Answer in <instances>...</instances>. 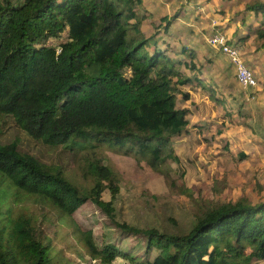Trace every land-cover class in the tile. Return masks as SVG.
Wrapping results in <instances>:
<instances>
[{
    "label": "trees",
    "instance_id": "1",
    "mask_svg": "<svg viewBox=\"0 0 264 264\" xmlns=\"http://www.w3.org/2000/svg\"><path fill=\"white\" fill-rule=\"evenodd\" d=\"M142 3L0 0V135L2 121L13 118L33 139L51 146H73L83 139L80 146L86 149L99 143L127 147L156 170L168 159L176 160L168 147L190 123L177 96L189 98L181 87L193 79L205 84L181 71L182 66L197 69L191 49L181 51L190 61L174 59L157 46L148 49L156 41L142 29ZM238 3L244 5L236 16L242 21L247 12L262 17L251 33L257 47L264 48V0ZM174 18H161L166 30ZM66 30L67 41L46 45ZM207 86L213 96L215 89ZM86 173L93 185L84 191L61 168L22 151L18 140L0 139V264H76L53 253L41 227L44 219L10 205L29 195L51 202L65 218L91 200L117 227L146 236L147 248L158 250L148 264H252L254 258L264 259V202L204 203L187 234H168L117 222V173L91 159ZM5 180L8 185L2 186ZM107 189L111 200L104 201ZM76 227L87 254L113 264L118 250L100 247L91 231Z\"/></svg>",
    "mask_w": 264,
    "mask_h": 264
},
{
    "label": "rangeland",
    "instance_id": "2",
    "mask_svg": "<svg viewBox=\"0 0 264 264\" xmlns=\"http://www.w3.org/2000/svg\"><path fill=\"white\" fill-rule=\"evenodd\" d=\"M142 1V29L156 41L148 49L157 46L166 55L186 61L191 57L182 56L181 51L191 49L197 69L182 66L181 71L197 76L205 84L193 79L181 87L189 98L177 96V106L187 109L190 123L168 147L176 160L170 158L156 170L127 147L99 143L94 149H86L80 146L86 142L83 139L73 146H51L33 139L13 118L2 121L0 139L18 140L22 151L61 168L84 191L93 185V178L86 173L88 159L110 166L119 178L120 190L114 202L117 222L168 234H187L201 204L241 198L249 204L264 202V93L256 90L258 86L244 88L238 81L236 64L212 43L216 33H222L232 43V34L225 30L239 16L237 0ZM174 15L166 30L161 18ZM255 18L246 16L247 20ZM68 37L66 30L46 45L59 47ZM207 85L215 89L213 96ZM4 185H8L6 180ZM102 199L111 200L110 190L103 192ZM10 205L28 208L36 218L44 219L41 227L53 253L71 258L76 264H102L87 254L80 235L75 234L79 230L76 224L81 230L91 231L100 247L111 245L118 250L120 255L113 264H148L158 253L147 248L145 235L117 227L91 200L67 218L51 202L36 196H26ZM252 264H264V259L254 258Z\"/></svg>",
    "mask_w": 264,
    "mask_h": 264
},
{
    "label": "crops",
    "instance_id": "3",
    "mask_svg": "<svg viewBox=\"0 0 264 264\" xmlns=\"http://www.w3.org/2000/svg\"><path fill=\"white\" fill-rule=\"evenodd\" d=\"M238 5L241 10L244 9L243 4L240 5L238 3ZM247 15L255 16L256 18L255 20H247ZM246 16L244 17V21H242L241 17H236L225 31L227 32L228 30V32L232 34V43L240 47L244 62L255 72L258 81L256 90L264 93V48L257 47L256 35L251 33L253 29L259 25L262 17L256 16L253 12H247ZM263 93H261V95Z\"/></svg>",
    "mask_w": 264,
    "mask_h": 264
},
{
    "label": "built area",
    "instance_id": "4",
    "mask_svg": "<svg viewBox=\"0 0 264 264\" xmlns=\"http://www.w3.org/2000/svg\"><path fill=\"white\" fill-rule=\"evenodd\" d=\"M212 43L214 46H218L222 49V51L229 55L232 61L237 66V78L240 84L244 88H251L258 85V81L256 78L255 72L246 66L244 63L241 49L236 44H230L227 42L225 36L222 33H216L212 38Z\"/></svg>",
    "mask_w": 264,
    "mask_h": 264
}]
</instances>
